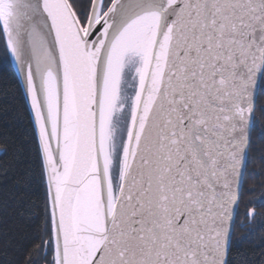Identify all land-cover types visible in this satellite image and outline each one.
Listing matches in <instances>:
<instances>
[{
	"label": "snow or ice",
	"instance_id": "1",
	"mask_svg": "<svg viewBox=\"0 0 264 264\" xmlns=\"http://www.w3.org/2000/svg\"><path fill=\"white\" fill-rule=\"evenodd\" d=\"M0 64L16 264H264V0H0Z\"/></svg>",
	"mask_w": 264,
	"mask_h": 264
},
{
	"label": "trees",
	"instance_id": "2",
	"mask_svg": "<svg viewBox=\"0 0 264 264\" xmlns=\"http://www.w3.org/2000/svg\"><path fill=\"white\" fill-rule=\"evenodd\" d=\"M8 69L3 65L0 64V75H3L5 72H7ZM254 156L256 155V153L253 154ZM3 159H5L3 156H0V161H2ZM251 168H259L260 164L257 161L256 163H253L252 165H250ZM259 180H264V176H261L258 178ZM248 187H256V188H260V185L258 183L257 179H249L248 181ZM251 195L257 196L259 197L261 195L260 191H257L255 193H252ZM255 207H257L258 211H262L264 209H262L259 205H253ZM0 220H4L5 221V226L6 227H11V226H15V230L19 233L22 232L24 230V222L22 220H20L19 218H14L12 216H10L8 213L6 212H0ZM2 230V229H0ZM264 232V226L261 225H257V234ZM16 255L17 253L14 251H9L6 255L4 254V252L2 251V249H0V264H16Z\"/></svg>",
	"mask_w": 264,
	"mask_h": 264
}]
</instances>
